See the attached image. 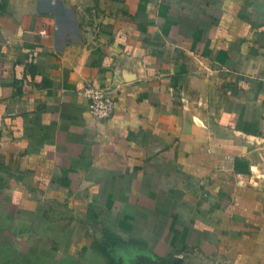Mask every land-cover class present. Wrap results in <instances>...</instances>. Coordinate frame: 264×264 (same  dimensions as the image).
<instances>
[{"label":"crops","instance_id":"obj_1","mask_svg":"<svg viewBox=\"0 0 264 264\" xmlns=\"http://www.w3.org/2000/svg\"><path fill=\"white\" fill-rule=\"evenodd\" d=\"M0 264H264V0H0Z\"/></svg>","mask_w":264,"mask_h":264},{"label":"built area","instance_id":"obj_2","mask_svg":"<svg viewBox=\"0 0 264 264\" xmlns=\"http://www.w3.org/2000/svg\"><path fill=\"white\" fill-rule=\"evenodd\" d=\"M85 97L88 100L89 112L98 121L108 120L117 109L113 89L91 86L85 89Z\"/></svg>","mask_w":264,"mask_h":264}]
</instances>
